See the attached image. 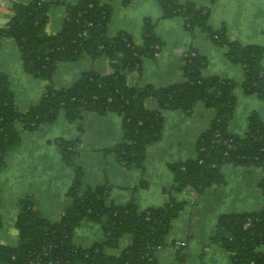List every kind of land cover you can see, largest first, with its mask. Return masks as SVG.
<instances>
[{
  "label": "trees",
  "instance_id": "16d2710c",
  "mask_svg": "<svg viewBox=\"0 0 264 264\" xmlns=\"http://www.w3.org/2000/svg\"><path fill=\"white\" fill-rule=\"evenodd\" d=\"M107 1L80 0L67 5L61 30L48 35L45 31L48 13L55 2L32 0L20 4L7 0L12 17L6 26H0V46L4 39H13L24 71L49 85L37 105L20 112L8 77L0 73V172L6 167L8 155L20 145L17 125L35 132L43 125L54 123L61 111L71 123L85 112L119 115L124 139L113 153L126 168L143 170L148 148L162 138L163 111L180 110L190 115L198 103H204L216 111V116L197 141L196 159L169 165L175 182L173 190L189 191L199 200L208 188L225 184L221 169L229 164L261 169L260 187L264 195V122L253 113L245 137L234 135L229 129L236 107V83L204 77L207 59L191 50L184 57V83L160 89L129 85L130 75L140 72L146 59H155L163 42L156 36V22L152 19L144 22L141 46L127 33L109 37L112 8ZM195 1L158 0L162 19L179 16L188 32L200 29L207 34L215 45L226 50L230 62L244 69L245 94L264 100V47L231 41L225 28L215 30L210 26V9L198 7ZM85 56L92 60L105 57L111 72L105 75L94 70L84 72L72 86L57 89L53 77L58 64ZM149 99L158 103V110L146 108ZM57 146L64 162L74 169L68 192L71 204L59 222H50L29 196L22 199L16 221L19 244L0 245V264H160L157 252L167 246L173 223L185 204L171 201L144 211L135 203L111 205L108 185L83 187L82 169L77 165L78 141L59 139ZM84 222L100 224L104 241L88 249L76 246L74 233ZM125 237L131 238V246L119 255H109L107 250L118 249ZM211 244L224 249L232 264H264V252L260 251L264 246V206L254 212L220 216ZM182 248L177 251L178 260L185 264Z\"/></svg>",
  "mask_w": 264,
  "mask_h": 264
},
{
  "label": "crops",
  "instance_id": "0c3cea01",
  "mask_svg": "<svg viewBox=\"0 0 264 264\" xmlns=\"http://www.w3.org/2000/svg\"><path fill=\"white\" fill-rule=\"evenodd\" d=\"M27 4L32 0H11ZM55 2L49 10L46 34H57L66 19L67 5L80 0H47ZM198 7L210 9V26L225 28L231 41L241 45L264 47V0H205L195 1ZM112 16L108 36L119 33L132 36L141 46L146 19L156 22V36L163 42L155 59H146L138 73L130 75L131 86L165 88L185 81L184 57L195 50L207 59L203 75L219 77L236 83L234 96L236 107L230 122V132L245 137L249 118L258 114L264 122V101L243 90L245 72L240 65L230 62L226 50L215 45L200 29L193 33L185 29L182 17L162 19L158 0H109ZM12 17L7 2L0 13V26H6ZM111 72L105 57L96 60L85 56L74 62L59 63L53 77L57 89L72 86L84 72ZM0 73L8 77L16 107L26 112L43 98L49 83L27 74L22 57L13 39H4L0 46ZM146 108L159 109L158 103L149 99ZM216 116L214 109L198 103L190 115L183 111H163L164 127L159 142L148 148L144 169H128L122 165L113 150L123 142L122 118L115 113L98 115L85 112L76 122H69L64 111L52 124L41 126L35 132H27L17 125L20 145L6 159V167L0 172V245L16 247L19 233L16 228L20 212L19 203L29 196L36 208L50 222H59L70 206L69 189L74 179V169L68 166L57 146L59 139L78 141L77 165L82 169L84 188L110 187L109 203L126 206L135 203L140 211L160 208L171 201L185 204L174 221L167 238V246L157 252L160 264H180L177 251L183 247L185 264H232L229 254L218 245L211 244L218 219L222 215L254 212L264 206L260 187L263 173L259 168H245L226 164L221 171L223 186H212L204 196L196 200L189 191L176 192L174 176L169 165L194 160L196 144ZM104 241L100 224L82 223L75 231L73 243L90 248ZM132 240L125 237L119 248L107 250L109 255H119ZM264 252V246L260 248Z\"/></svg>",
  "mask_w": 264,
  "mask_h": 264
},
{
  "label": "water",
  "instance_id": "95a60500",
  "mask_svg": "<svg viewBox=\"0 0 264 264\" xmlns=\"http://www.w3.org/2000/svg\"><path fill=\"white\" fill-rule=\"evenodd\" d=\"M6 2H7V0H0V13H1L2 9L4 8Z\"/></svg>",
  "mask_w": 264,
  "mask_h": 264
},
{
  "label": "built area",
  "instance_id": "2783aa9c",
  "mask_svg": "<svg viewBox=\"0 0 264 264\" xmlns=\"http://www.w3.org/2000/svg\"><path fill=\"white\" fill-rule=\"evenodd\" d=\"M157 56H158V54L156 55V57H157ZM156 57H155V58H156Z\"/></svg>",
  "mask_w": 264,
  "mask_h": 264
},
{
  "label": "rangeland",
  "instance_id": "374dc122",
  "mask_svg": "<svg viewBox=\"0 0 264 264\" xmlns=\"http://www.w3.org/2000/svg\"><path fill=\"white\" fill-rule=\"evenodd\" d=\"M264 101V100H263Z\"/></svg>",
  "mask_w": 264,
  "mask_h": 264
}]
</instances>
